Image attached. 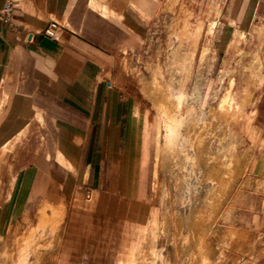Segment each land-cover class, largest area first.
<instances>
[{"label": "crops", "instance_id": "crops-1", "mask_svg": "<svg viewBox=\"0 0 264 264\" xmlns=\"http://www.w3.org/2000/svg\"><path fill=\"white\" fill-rule=\"evenodd\" d=\"M11 1L10 23L0 16V264H68L66 239L53 248L70 192L99 191L104 166L130 158L131 132L138 150L132 97L106 70L142 48L161 0ZM223 1L238 27H264V0Z\"/></svg>", "mask_w": 264, "mask_h": 264}, {"label": "bare ground", "instance_id": "bare-ground-1", "mask_svg": "<svg viewBox=\"0 0 264 264\" xmlns=\"http://www.w3.org/2000/svg\"><path fill=\"white\" fill-rule=\"evenodd\" d=\"M159 11L172 14L163 45L152 49L149 39L152 53L142 61L136 57L144 72L128 59L124 68L134 75L150 111L148 123L139 106L132 111V129L139 136L134 192L149 201L154 190L161 203L151 211L148 202H136L132 227L142 235L132 234L123 244L121 264H234L229 252L240 251L248 237L231 223V210L245 202L246 189L253 187L264 195V179L247 174L255 152L264 148L255 124V103L264 85V27L253 23L246 33L236 24L237 17H230L232 56L239 57L236 66L227 71L229 57L223 58L217 78L206 80L202 91L194 85L189 93L193 64L197 62L200 70L207 59L214 60L210 39L216 22L209 20L206 28L202 18L192 23L184 0H164ZM220 13V4L210 2L204 15ZM246 42L253 45L249 59L241 47ZM158 170L168 175L175 194L155 180ZM176 204L183 211H177ZM36 259L35 264H41Z\"/></svg>", "mask_w": 264, "mask_h": 264}, {"label": "rangeland", "instance_id": "rangeland-1", "mask_svg": "<svg viewBox=\"0 0 264 264\" xmlns=\"http://www.w3.org/2000/svg\"><path fill=\"white\" fill-rule=\"evenodd\" d=\"M163 1L164 0L160 1V5ZM181 1L183 0H179V2ZM184 2L186 7L192 12V23L197 18H202L204 22H206V28L209 20L214 19L216 22L214 36L212 37L213 39H210V44L212 43L211 48L213 47L212 52L214 53L215 51V56L213 57L214 60L211 62L209 61L210 59H207L200 70H198L197 62L193 64L187 82V90L190 93L194 85H197L200 91H202L205 87L206 80L214 81L217 78L223 58L229 57L227 65L228 71L233 66H236L235 62L239 57L232 56L234 44L231 41L234 36V26H231L228 21L229 17L227 16V12L229 13L231 9L229 2H224L223 0H184ZM210 2H217L220 4L221 13L219 16H210V18H208L204 15ZM171 18V13L158 11L156 16L149 21L148 32L142 48L135 52L126 53V55H122V53L119 54L115 58L111 77L108 70H106L105 73L106 77L111 78L118 88L132 97L131 107L135 105L139 106V108L141 107L140 110L143 111L146 116V123H148L150 119V111L148 108L149 103L139 93L134 75L130 73V70L124 68V60L128 59V62L130 61L131 64L141 68L143 71L144 69L141 66V61L145 60L146 57L152 53V49L156 46L163 45L166 38V32L164 31ZM251 25L252 24L247 26V28L240 27L248 33ZM149 39H153L152 41L154 42L152 49H147ZM204 39L205 36L203 35L200 39V46L205 42ZM228 46L231 47L227 48ZM252 46L251 42L241 44L243 50L247 51L249 54H247L245 59L251 57L253 53ZM137 56H139L141 60L139 63L136 62ZM262 86L259 97L255 103V124L259 126L261 135L264 137V85ZM130 136L133 143L130 158L125 161L120 160L116 162V167L113 170L109 168L108 164L104 166L102 177L103 184L99 191H92L90 199H86L88 196L82 191V189H76L75 192H70L69 205L64 213L65 216H63L59 223V228L55 235L56 244L55 248H53L55 251L54 253H57L61 247L60 245L62 244V241L66 239L67 245L69 246L66 251V256L69 257L68 264H121L123 260V244L132 234H136L137 236L142 235V232L132 227L136 202H148L151 211L161 203L159 199L156 198L154 190L150 192L149 201L146 197H140L134 192L135 180L138 172L137 164L135 163L139 162V155L137 147L135 148L134 146L135 136L133 132H131ZM9 148V145L2 147V149H0V154L6 152ZM3 165L7 168L5 161L1 160L0 167ZM9 168L10 167L8 166L7 169ZM3 172H5V170ZM247 174L252 175L255 179H264V148H259L255 152L249 165V169L247 170ZM124 178H130L131 188L128 192L124 190ZM155 180L164 183L163 188H168L171 194H175L170 185L171 181L169 180L168 175H165L162 170L155 172ZM261 193V191L259 192L253 187L246 189L243 191L245 202L236 205L231 210V223L236 227L239 226V229L245 230L248 237L247 240L245 238L242 240L243 242L241 241L240 251L236 252L231 250L229 252L228 257L231 260L235 259L233 260L235 262L234 264H236V262L237 264H264V212L262 210L264 195ZM175 208L177 211H179V209L180 211H183L177 204L175 205ZM147 233L148 232L146 231L145 236H147ZM244 241L247 244L242 245L245 243ZM249 241L251 243H248ZM162 244L163 240L160 239L158 245L161 246ZM254 253L257 254L254 255ZM54 258L55 256H51V258H49L50 263L48 262V264H53Z\"/></svg>", "mask_w": 264, "mask_h": 264}, {"label": "built area", "instance_id": "built-area-1", "mask_svg": "<svg viewBox=\"0 0 264 264\" xmlns=\"http://www.w3.org/2000/svg\"><path fill=\"white\" fill-rule=\"evenodd\" d=\"M14 9V3L11 0H2L0 8V16L6 24L10 23V16ZM61 30L60 25L56 21H50L43 30V34L49 38H57L58 32Z\"/></svg>", "mask_w": 264, "mask_h": 264}]
</instances>
